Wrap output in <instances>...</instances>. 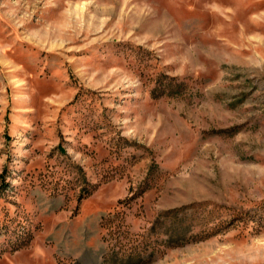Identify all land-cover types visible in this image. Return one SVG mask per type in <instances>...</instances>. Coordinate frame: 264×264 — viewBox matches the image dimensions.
Returning <instances> with one entry per match:
<instances>
[{"label": "rangeland", "instance_id": "obj_1", "mask_svg": "<svg viewBox=\"0 0 264 264\" xmlns=\"http://www.w3.org/2000/svg\"><path fill=\"white\" fill-rule=\"evenodd\" d=\"M0 264H264V0H0Z\"/></svg>", "mask_w": 264, "mask_h": 264}]
</instances>
